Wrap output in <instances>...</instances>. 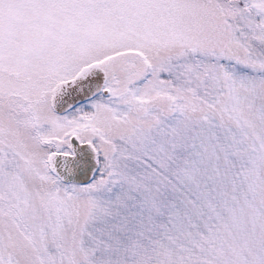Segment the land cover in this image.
Returning a JSON list of instances; mask_svg holds the SVG:
<instances>
[{
    "label": "snow or ice",
    "instance_id": "snow-or-ice-1",
    "mask_svg": "<svg viewBox=\"0 0 264 264\" xmlns=\"http://www.w3.org/2000/svg\"><path fill=\"white\" fill-rule=\"evenodd\" d=\"M0 264H264V0H0Z\"/></svg>",
    "mask_w": 264,
    "mask_h": 264
}]
</instances>
